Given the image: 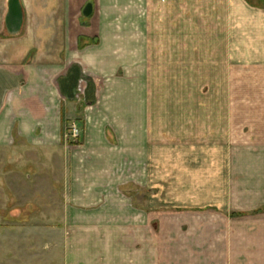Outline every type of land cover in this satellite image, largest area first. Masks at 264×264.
Instances as JSON below:
<instances>
[{
  "label": "crops",
  "instance_id": "0c3cea01",
  "mask_svg": "<svg viewBox=\"0 0 264 264\" xmlns=\"http://www.w3.org/2000/svg\"><path fill=\"white\" fill-rule=\"evenodd\" d=\"M3 1L0 148L23 167H7V177L25 184H37L45 162L55 167L53 198L19 204L57 210L63 233L53 235L51 264H264V0H243L259 36L244 47L256 51L236 57L228 32L207 54L222 66L212 80L228 82L224 103L168 105L158 118L149 89L118 85L150 80L142 66L155 64L139 0ZM163 49L171 65L173 47ZM178 49L186 61L187 44ZM75 119L78 146L65 132ZM173 155L186 162L174 172ZM175 183L187 200H171Z\"/></svg>",
  "mask_w": 264,
  "mask_h": 264
},
{
  "label": "rangeland",
  "instance_id": "374dc122",
  "mask_svg": "<svg viewBox=\"0 0 264 264\" xmlns=\"http://www.w3.org/2000/svg\"><path fill=\"white\" fill-rule=\"evenodd\" d=\"M141 9L145 14L140 18L141 30H143L145 39L148 43L155 46L156 49L151 48L154 52L155 64L149 66H142L143 72L150 78L145 81H132L124 79L123 82L118 83L119 87L127 89L150 90V104L156 106V116L165 115L164 111L170 106L179 105H214L224 103L222 100L227 99L226 90L228 88L227 81L212 80L214 73H222V66L211 64V59L207 54L210 53L212 47L217 46L219 41L227 40L229 32L230 42L234 45L235 56L246 60L249 57V52L254 48H245L250 41L252 45L258 43L259 36L254 32L253 27L257 26L251 22L244 23L245 9L248 8L243 0H139ZM254 4L256 0H251ZM0 0V5L3 4ZM127 3V2H125ZM131 7H129V10ZM237 14V17L229 19L227 14ZM253 24V25H252ZM229 26L232 28L229 29ZM171 31V33H170ZM180 40L187 44V50H182L186 61L179 64L180 51L178 46ZM172 41V43H171ZM171 44L172 49V64L165 63V50L163 45ZM216 52V48L213 50ZM221 51V50H220ZM187 53V55H185ZM202 58V59H201ZM242 59V60H243ZM168 61V60H167ZM204 62L203 64H201ZM80 94L84 95L83 81L81 82ZM236 89L244 88L245 85L236 81ZM85 84V83H84ZM248 85V84H247ZM83 95L81 97H83ZM239 96H236L238 102ZM84 98V97H83ZM146 101V96H145ZM148 100V98H147ZM242 98H240V101ZM179 116V113L173 116ZM178 121V120H177ZM76 123L80 130L78 138L71 137L68 131L70 124ZM179 122V121H178ZM163 123V122H162ZM158 124V123H157ZM179 126V125H178ZM163 128H157L156 134ZM179 128L172 130L173 135L178 132ZM66 139L71 145H79L84 136L82 121L75 119L71 121L67 128ZM172 135V136H173ZM173 140L174 136H173ZM178 141V140H177ZM186 162L177 159L173 155L172 169L173 172L182 168ZM31 165H36L30 163ZM45 167L39 173V177L35 179L29 172L26 175L30 180L35 179L37 184H25L24 180L20 178V174L11 173L7 177V167L9 170H15L16 167H22L21 164L7 163V147L0 148V264H51L52 258L57 262L58 254L54 253L53 249V235L56 233H63L57 231L58 228H63V225H56L58 221L55 217L52 219V208H36V207H20V201H34L43 202L53 198L48 189V182L53 183V173L55 167L53 163L45 162ZM30 168L36 167L31 166ZM28 166V165H27ZM23 168V167H22ZM35 171H40L35 169ZM178 177V178H177ZM180 179L177 174L173 180ZM182 179H184L182 177ZM180 182V180H178ZM41 182V183H40ZM45 183V184H44ZM42 184V185H41ZM54 184V183H53ZM39 187V192L37 188ZM173 185V192L169 194L171 200H187L182 198L186 193L176 192L180 185ZM29 191H24V190ZM36 190L33 192V190ZM162 194L156 193V200H164ZM161 195V196H160ZM30 206V205H29ZM65 210H60V219L64 222L63 213ZM57 228V229H55ZM23 234L21 239L7 240V235ZM57 235V234H56ZM9 245V246H7ZM66 249V248H65ZM19 250H22L19 252ZM59 260L64 258L62 248H59ZM17 251V252H16ZM54 253V255H53ZM17 254V255H16ZM22 254V257L16 258ZM16 255V256H15ZM53 255V256H52ZM15 258L13 263H9L7 259ZM17 259V260H16ZM20 260V261H19Z\"/></svg>",
  "mask_w": 264,
  "mask_h": 264
},
{
  "label": "built area",
  "instance_id": "2783aa9c",
  "mask_svg": "<svg viewBox=\"0 0 264 264\" xmlns=\"http://www.w3.org/2000/svg\"><path fill=\"white\" fill-rule=\"evenodd\" d=\"M71 135L73 138H78L80 136V130L78 128V125L74 122L70 125V129L68 131V135Z\"/></svg>",
  "mask_w": 264,
  "mask_h": 264
}]
</instances>
